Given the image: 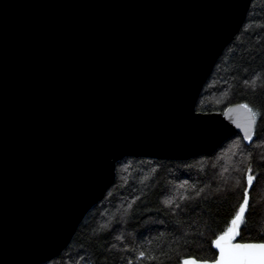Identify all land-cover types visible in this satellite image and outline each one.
Returning <instances> with one entry per match:
<instances>
[{
  "label": "water",
  "instance_id": "95a60500",
  "mask_svg": "<svg viewBox=\"0 0 264 264\" xmlns=\"http://www.w3.org/2000/svg\"><path fill=\"white\" fill-rule=\"evenodd\" d=\"M251 1L0 0V264L56 257L122 158L244 138L242 103L195 105Z\"/></svg>",
  "mask_w": 264,
  "mask_h": 264
},
{
  "label": "trees",
  "instance_id": "16d2710c",
  "mask_svg": "<svg viewBox=\"0 0 264 264\" xmlns=\"http://www.w3.org/2000/svg\"><path fill=\"white\" fill-rule=\"evenodd\" d=\"M236 103L264 110V0L251 1L195 108L224 111ZM249 169L256 179L247 221L235 241L253 242L264 233V115L257 117L249 144L237 133L211 155L122 158L113 184L86 213L69 245L40 264H181L186 256L209 258L216 253L212 240L243 202Z\"/></svg>",
  "mask_w": 264,
  "mask_h": 264
},
{
  "label": "snow or ice",
  "instance_id": "6c2138e0",
  "mask_svg": "<svg viewBox=\"0 0 264 264\" xmlns=\"http://www.w3.org/2000/svg\"><path fill=\"white\" fill-rule=\"evenodd\" d=\"M237 108L244 109L248 113V125L242 126L240 123H236V127L244 131V139L250 140L252 126L255 125L259 115H264V110L254 111L248 104H239ZM231 111V109L227 110L225 115ZM248 171L247 184L249 187L244 189L243 202L240 203L235 215L228 222V226L211 242V247L215 248L218 254L213 253L211 257L199 260L194 256H186L182 259L181 264H264V233L260 234L253 242H234L240 235L241 225L247 221L251 200L249 188L253 186L256 179L251 174L252 170ZM144 258L145 252L141 251L138 259L143 260ZM151 259L155 260L156 257H151ZM129 264L132 262L129 261Z\"/></svg>",
  "mask_w": 264,
  "mask_h": 264
},
{
  "label": "bare ground",
  "instance_id": "6f19581e",
  "mask_svg": "<svg viewBox=\"0 0 264 264\" xmlns=\"http://www.w3.org/2000/svg\"><path fill=\"white\" fill-rule=\"evenodd\" d=\"M219 57V56H218Z\"/></svg>",
  "mask_w": 264,
  "mask_h": 264
}]
</instances>
